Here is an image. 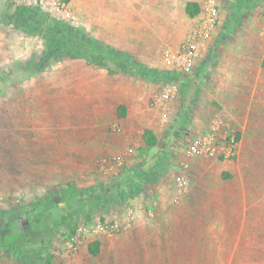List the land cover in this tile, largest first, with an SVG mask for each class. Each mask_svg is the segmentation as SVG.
<instances>
[{"label":"rangeland","instance_id":"1","mask_svg":"<svg viewBox=\"0 0 264 264\" xmlns=\"http://www.w3.org/2000/svg\"><path fill=\"white\" fill-rule=\"evenodd\" d=\"M188 1L202 2L61 0L57 10L41 0H0V216L15 221L5 225L8 242L24 246L40 239L51 264H264L263 2L240 10L216 0L223 16L215 37L237 36L249 59L214 91L208 80L199 89L194 73L170 60L193 25L182 14ZM14 3L40 5L172 77L153 81L118 73L111 62L103 68L71 58L29 72L24 62L43 53V40L19 34L7 22ZM168 4L175 16L163 39ZM172 84L180 94L162 104L158 97ZM210 94L222 99L210 100ZM208 102L213 108L203 124L216 114L222 119L212 155L195 150L205 131L195 130L194 117L207 114ZM122 109L124 119H141L137 129L155 130L159 146L168 141L162 173L144 180L129 204L113 202L83 215L79 231L53 232L44 222L48 211L39 228L38 212L31 217L26 209L50 190L107 185L127 169L151 164L158 148L138 146L136 136L123 138ZM96 241L100 253L93 256L88 247ZM28 248L16 255L0 247V264H40L42 247Z\"/></svg>","mask_w":264,"mask_h":264},{"label":"trees","instance_id":"2","mask_svg":"<svg viewBox=\"0 0 264 264\" xmlns=\"http://www.w3.org/2000/svg\"><path fill=\"white\" fill-rule=\"evenodd\" d=\"M64 1L69 2L70 0ZM229 1L233 7L241 10L245 6H252L258 0ZM200 11L199 3L187 2L186 13L190 17H196ZM6 18L7 22L11 23L19 34L35 35L43 40V53L31 55L24 62V69L29 72H36L62 62L66 58H71L84 59L94 66L103 68H106L111 62L118 73H129L153 81L168 80L172 77L168 72H161L148 67L128 52L117 49L86 28L73 24L40 5L14 3L11 13L6 14ZM125 115V110L122 109L120 116L124 117ZM143 140L146 148L159 146L157 144L158 139L151 129L144 131ZM165 154L163 152L162 155H159V151L152 154L150 165L147 166L144 163L139 167L127 169L107 185L100 184L81 188L76 184L69 183L66 186H58L39 197L26 211H29L31 217L36 214V211L38 212L35 220L38 221L39 228L42 227L39 219L40 217L42 219V212L48 211L49 216L44 217V222L50 226L53 232L62 228L74 232L82 219L81 217L99 206L113 202L129 204L143 191L144 180L149 179L155 172L156 174L162 173L164 161L168 158ZM62 205L65 206L64 210L61 208ZM0 217V247H9L10 252L21 255L25 251H30L31 248L26 249L29 244H38L42 247V252L37 254L36 263L51 264V251L40 239L34 237V240H30L29 243L22 244L24 246H19L13 241L8 242L9 238L5 234V225H12L15 221L9 220L8 214H3ZM88 249L91 255L97 256L100 253V242L90 243Z\"/></svg>","mask_w":264,"mask_h":264},{"label":"crops","instance_id":"3","mask_svg":"<svg viewBox=\"0 0 264 264\" xmlns=\"http://www.w3.org/2000/svg\"><path fill=\"white\" fill-rule=\"evenodd\" d=\"M263 1L264 0H261V2H263ZM197 3H199V2H197ZM207 3H208V0L205 2H204V0H202V2L199 3L201 11L196 17H191V22L193 21V25L191 26V29L193 27H196L198 19L203 17L204 11H205L204 9L206 8ZM186 4L187 3H185L182 7V14L183 15H187ZM171 12H172L171 5H169V4L166 5V7H164V9H163V14L165 16L163 19L167 20L166 21L167 23L164 21L162 24V26L164 28L162 30V38L163 39L168 34V29H165V26L168 25V23L172 19V16H175L174 14H171ZM221 12H223V11H221V9L219 8V13H220L219 20H218V23L215 27L213 34L209 38H204L203 40H201V46H200V48L202 50L201 59H199L196 62V65L192 71H184L185 73H194L193 77L195 79V82L198 83L197 87L199 89H201L204 84H207V83H205V80H208L211 82L212 88H214V86H215V88L212 89L214 91H216L220 87L224 88L225 85H227L228 78L231 77L232 75H234L235 73L237 74V71L242 70L241 66H240V60L242 61L243 59H245V60L249 59V53H247V51L244 52L245 51L244 49H241L239 46H237L239 43L237 36H233V35L230 36L229 35V38H227V37L224 38V36H218L217 38L215 37V35H217L216 29L218 28V26L220 24H222L221 18L223 16V13L221 14ZM188 31L185 33L184 38L181 41L182 43L186 39V37L188 36V33L190 32V31L189 32ZM233 39L234 40L236 39V41H234L235 45L231 46ZM152 42H154V41H152ZM149 43H151V41ZM148 48H150V46H147V49ZM199 75H200V77H198ZM206 75L208 76V78L206 77V79H205L204 77ZM196 77H198V79ZM210 96H211L210 100L211 99H220V100L222 99V97L219 94H210ZM124 103H126L127 106L130 105L127 102H124ZM208 103L209 104L206 106L207 109L205 110V112L207 114L194 117V123L197 124V128L195 130H197V132L200 130V133L206 131L208 128V125H209V124H207V125L203 124L205 116L207 117L208 112L210 110H212V108H213L212 105H210V102H208ZM123 110H125V109H123ZM125 114H126V112H125ZM216 116H218V117L212 118L210 120L214 121L217 119L219 121H222V119L219 118L221 115L216 114ZM120 118H121V121H120L121 126L120 127L122 128V131H121L122 133H120V134L123 136V138L127 139L128 142H130V139L133 140V138H134L133 136H136V144L138 146H146L145 142L143 140V134H144V131L146 129L145 130L137 129L138 127H140L142 125L141 119L131 121L129 119H124V117H121V116H120ZM158 125L159 124L156 123V124H154V127H158ZM121 128H120V130H121ZM147 129H150V128H147ZM136 130H137V132H136ZM132 131L135 133L131 134ZM152 131L157 137V133L155 132V130H152ZM137 134H139V136H137ZM157 142H158V140H157ZM167 144H168V141H165L163 143V145L155 146L158 148V150L156 152L159 151V155H162V153L164 152L167 154V155L166 154L165 155L168 157L170 155V153L167 152V151H169V148L167 149L165 147ZM155 147H153V148H155ZM154 174L157 175L156 172Z\"/></svg>","mask_w":264,"mask_h":264},{"label":"built area","instance_id":"4","mask_svg":"<svg viewBox=\"0 0 264 264\" xmlns=\"http://www.w3.org/2000/svg\"><path fill=\"white\" fill-rule=\"evenodd\" d=\"M41 3H45L50 8H57V10H59L61 0H41ZM204 10V15L202 18L198 19L196 27L190 30L179 50L170 56V60L182 71H192L194 69L196 62L201 59V40L209 38L213 34L218 23L220 13L219 5L216 0H208ZM180 91L181 89L176 84L169 85L167 89H164L160 93L158 100L162 104L173 102L179 96ZM221 124L222 121L217 119L209 123L207 130L199 137L198 144L195 147L196 151L211 155L215 153L214 148L216 146V141L220 137ZM198 146L199 149L197 148ZM232 148L233 143L230 147L226 148V151L224 150V154L226 156L230 155Z\"/></svg>","mask_w":264,"mask_h":264},{"label":"bare ground","instance_id":"5","mask_svg":"<svg viewBox=\"0 0 264 264\" xmlns=\"http://www.w3.org/2000/svg\"><path fill=\"white\" fill-rule=\"evenodd\" d=\"M49 117H50V116H49ZM49 117H48V118H49Z\"/></svg>","mask_w":264,"mask_h":264}]
</instances>
